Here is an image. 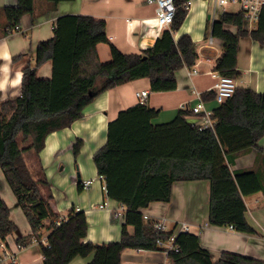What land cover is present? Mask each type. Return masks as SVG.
I'll list each match as a JSON object with an SVG mask.
<instances>
[{"label":"trees","instance_id":"trees-1","mask_svg":"<svg viewBox=\"0 0 264 264\" xmlns=\"http://www.w3.org/2000/svg\"><path fill=\"white\" fill-rule=\"evenodd\" d=\"M57 5L63 0H48ZM188 0H175L176 16L154 45L141 52L124 53L111 42L107 23L93 15L66 14L58 18L54 35L39 43L36 62L23 68L20 95L2 99L0 90V169L24 212L31 231L15 239L19 248L39 237L45 222L51 230L48 244L40 241L44 264H69L76 257L93 255L86 264H122L127 248L160 250L159 238L168 239L174 231L155 230L152 219L145 220L143 208L155 201H170L176 181H211L209 223L230 226L244 233H258L248 222L244 210L233 209L243 203L244 195L264 193V92L238 86L236 92L213 109V126L192 123V110L180 108L167 122H154L161 109L137 103L119 112L108 124L107 141L93 156L100 176L105 177L107 195L126 208L120 240L97 243L86 240L88 219L85 210L72 207L68 218L57 225L61 215L53 209L54 193L41 164V152L47 137L71 127L84 116V109L102 92L149 78L152 91L177 88V72L193 67L199 57L196 44L188 33L175 38L186 17ZM5 21L0 23V38L20 30L22 18L35 13V0H18L16 5L0 9ZM213 23L212 34L220 38L224 50L215 70L236 79L240 39L251 36L264 44V4L256 27L249 31L245 11L223 12ZM237 28L234 32L231 27ZM100 43H108L111 60L103 62ZM23 54L14 58L18 61ZM53 61L50 78L37 75L39 67ZM1 64V63H0ZM1 77V76H0ZM215 91L203 93L205 100L215 98ZM83 138L73 144L75 158ZM257 150L258 166L232 170L231 165L243 153ZM34 155L37 166L31 169L25 154ZM79 188H83L79 182ZM11 209L0 186V241L19 229L11 218ZM114 215V213H113ZM129 226H133L134 232ZM171 250L174 264H264V259L224 252L217 263L202 245L201 237L192 232L177 233ZM9 264H18L15 260Z\"/></svg>","mask_w":264,"mask_h":264},{"label":"crops","instance_id":"crops-1","mask_svg":"<svg viewBox=\"0 0 264 264\" xmlns=\"http://www.w3.org/2000/svg\"><path fill=\"white\" fill-rule=\"evenodd\" d=\"M18 0H0V9L6 5H16ZM236 5L238 8H231ZM242 10L239 4H227L216 8L213 0H193L188 17L180 29L175 32V38L188 33L192 36L198 60L195 64L199 70L197 74H189V67L185 66L177 72L178 86L171 91H154L155 98L147 103L160 108L161 112L154 122L172 120L181 104L195 105L200 100L197 92L214 91V86L220 78L215 70L217 59L224 50L223 41L212 34L213 23L221 18L223 12H238ZM93 15L104 19L109 39L124 53L141 52L155 44L164 29L156 22V5L147 0H63L53 5L48 0H35V13L22 18L20 30L0 38V90L2 99L14 97L21 93V79L23 68L27 63L35 64L36 50L39 43L54 35V27L60 16L66 14ZM5 18L0 12V23ZM257 25V24H256ZM247 25H245L246 27ZM256 27V26H255ZM231 29L236 32L237 28ZM214 37L210 44V37ZM98 52L101 60H111V49L108 43H100ZM23 54L18 61L14 58ZM108 60V61H109ZM53 61L42 64L37 72L39 77L52 76ZM107 62V61H103ZM238 67L242 76L237 79L238 86L251 87L258 92H264V44L254 41L251 36L240 39L238 53ZM149 78H141L100 93L84 109V116L76 120L71 127L52 132L46 140L41 152V164L51 183L54 199L53 209L61 217L67 219L72 207L85 210L88 219V235L86 240L97 243L120 240L123 220L115 218L112 210L121 205L110 198L104 188L106 180L98 174L96 165L89 162H79L75 170L81 169L78 178L74 176V164L77 160L64 158L73 149L78 137L85 140L82 154L87 159H93L94 153L106 143L108 124L115 119L119 112L139 103L136 92L151 90ZM208 109L213 110L219 105L215 98L205 100ZM188 119L195 124L202 121L200 115H193ZM264 147V136L259 140ZM258 152L253 150L240 154L231 165L232 170L251 169L258 166ZM28 165L35 169L38 165L32 153L25 154ZM88 159V160H89ZM94 161V160H93ZM79 174V171H78ZM82 177H84L82 179ZM92 180L89 187L79 188V182ZM4 199L11 209V218L19 224L18 231L8 239L0 241V258L2 264H9L15 260L18 264H44L40 241L46 239L51 230L49 220L41 230V235L34 238L28 246L19 248L15 239L30 233V224L17 203L12 192H7ZM211 181L188 180L176 181L173 184L172 197L169 201H155L142 211L153 219H164L168 230L178 233L183 224L189 226V231L201 237L202 245L210 250L212 260L217 263L224 252H235L260 259H264V193L262 191L244 195L243 203L237 205L233 211L244 210L248 222L258 233L239 232L228 226H213L209 223L211 207ZM106 203L107 207L100 205ZM134 232V227L129 226ZM47 229V230H46ZM37 239V240H36ZM14 255V259H12ZM93 255L76 257L69 264H86L92 261ZM166 258L162 251L127 248L122 253V263L156 264Z\"/></svg>","mask_w":264,"mask_h":264},{"label":"built area","instance_id":"built-area-1","mask_svg":"<svg viewBox=\"0 0 264 264\" xmlns=\"http://www.w3.org/2000/svg\"><path fill=\"white\" fill-rule=\"evenodd\" d=\"M214 5L216 8L225 6L227 4H239L241 5L242 9L245 11V20H246V28L249 31H252L259 19L262 6L264 4V0H213ZM147 2L151 4L156 5V22L160 27H166L170 26L176 16V11H177V5L175 3V0H147ZM193 3V0H188L186 1L185 5L189 8ZM214 42V37H210V44H213ZM197 66L189 67V74H197L199 70L196 68ZM238 88V82L237 79L231 76H225V75H220L219 81L217 84L214 86V91L216 94L215 100L218 103L224 102L226 99L231 97L237 90ZM152 90L145 89V90H140L136 92V97H138L139 103L142 104H147L151 98H155L153 95ZM198 98L200 100L197 102L195 105H190L188 103H183L181 104V108L184 109H191L192 113L188 115V117H192L193 115H200L202 121L200 124L196 125H201V126H213L215 123V120L212 118V112L213 110H210L206 107L204 99L201 98V93L197 92ZM195 124V123H194ZM103 178V176H100ZM105 179V177L103 178ZM92 183V180H86L83 182V186L85 188L89 187L90 184ZM106 190V185L104 186ZM102 208L107 207L106 203H103L100 205ZM114 211V217L121 219L124 221L125 217V212L126 208L123 204H121L119 207L116 209L112 210ZM143 217L145 220L152 219L153 226L155 230L165 232L168 230L166 221L164 219H153L150 217L148 214L144 213ZM65 220L64 218H59L56 220V224L59 225L62 223V221ZM231 228H233V225H230ZM182 231L188 232L189 231V226L187 224H183L182 226ZM190 232V231H189ZM176 238H177V233H173L168 239H161L159 238L157 241L158 247L162 251L166 258L161 262V263H156V264H174L173 260L170 258L169 253L171 250L178 251L179 246L176 245ZM37 240V239H36ZM42 242H45V244H48V240L46 239H41ZM12 259H14V255L11 256ZM0 264H2L0 260ZM122 264H129V263H122Z\"/></svg>","mask_w":264,"mask_h":264},{"label":"rangeland","instance_id":"rangeland-1","mask_svg":"<svg viewBox=\"0 0 264 264\" xmlns=\"http://www.w3.org/2000/svg\"><path fill=\"white\" fill-rule=\"evenodd\" d=\"M230 7L231 8H238V6H236V5H230ZM108 60H109V58H108ZM108 60H107V58H104V60L103 61H107L108 62ZM84 140V139H83ZM84 145H86L85 144V140H84ZM84 145L82 146V148L84 147ZM72 158V157H74V153H73V149H70V152H69V154L66 152L65 154H64V158L65 159H69V158ZM89 159V158H88ZM87 159V157L85 156V155H83L82 154V149H81V151H80V153H79V155L77 156V158H76V160H77V162H76V164H74V176L76 177V178H78L77 177V175H78V171H79V173L81 174V169H79V170H75V165L76 166H79V162H81V161H83L84 162V164L85 163H90L91 165H95V163H94V161H93V159H89L88 160ZM84 177H82V179H83ZM0 186H1V191H2V194L4 195V197H8L7 195V192H10V194H12V190H11V187L9 186V184H8V181L6 180V178H5V175H4V173H3V171L0 169ZM8 199H9V197H8ZM47 230V229H46ZM1 246V245H0ZM1 248V247H0ZM0 260H1V258H0Z\"/></svg>","mask_w":264,"mask_h":264},{"label":"water","instance_id":"water-1","mask_svg":"<svg viewBox=\"0 0 264 264\" xmlns=\"http://www.w3.org/2000/svg\"><path fill=\"white\" fill-rule=\"evenodd\" d=\"M78 175L80 176V173Z\"/></svg>","mask_w":264,"mask_h":264}]
</instances>
